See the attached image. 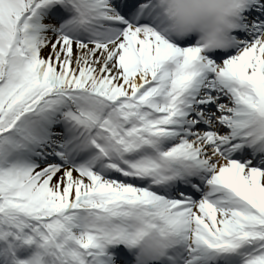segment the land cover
Listing matches in <instances>:
<instances>
[{"label":"snow or ice","instance_id":"snow-or-ice-1","mask_svg":"<svg viewBox=\"0 0 264 264\" xmlns=\"http://www.w3.org/2000/svg\"><path fill=\"white\" fill-rule=\"evenodd\" d=\"M0 264H264V0L214 48L156 0H0Z\"/></svg>","mask_w":264,"mask_h":264},{"label":"clouds","instance_id":"clouds-1","mask_svg":"<svg viewBox=\"0 0 264 264\" xmlns=\"http://www.w3.org/2000/svg\"><path fill=\"white\" fill-rule=\"evenodd\" d=\"M239 6L240 0H156L162 31L178 38L194 36L202 48H214L226 41ZM169 239L166 229L141 225L130 236L128 246L150 257Z\"/></svg>","mask_w":264,"mask_h":264}]
</instances>
